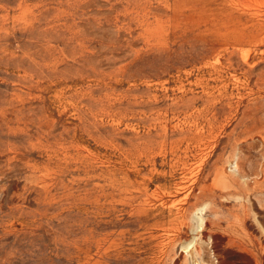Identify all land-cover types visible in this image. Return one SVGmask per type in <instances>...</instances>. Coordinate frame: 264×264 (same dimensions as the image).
Wrapping results in <instances>:
<instances>
[{"label":"rangeland","instance_id":"rangeland-1","mask_svg":"<svg viewBox=\"0 0 264 264\" xmlns=\"http://www.w3.org/2000/svg\"><path fill=\"white\" fill-rule=\"evenodd\" d=\"M0 264H264V0H0Z\"/></svg>","mask_w":264,"mask_h":264}]
</instances>
